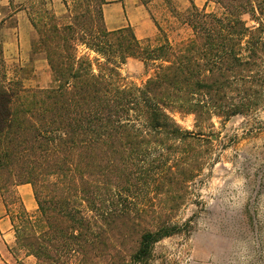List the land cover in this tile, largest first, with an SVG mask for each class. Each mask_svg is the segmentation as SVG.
I'll list each match as a JSON object with an SVG mask.
<instances>
[{"label":"trees","instance_id":"obj_1","mask_svg":"<svg viewBox=\"0 0 264 264\" xmlns=\"http://www.w3.org/2000/svg\"><path fill=\"white\" fill-rule=\"evenodd\" d=\"M213 1L221 13L186 9L191 35L174 45L162 34L155 44L138 38L129 25L108 29L105 0H62L63 16L34 10L32 51L49 66L46 88L10 77L0 43V188L32 187L35 211L21 204L11 216L27 255L46 264H151L156 242L192 227L191 218L162 212L185 199L211 159L212 117L246 116L255 134L264 127L256 115L264 0ZM128 58L149 72L143 84L121 74ZM175 112L193 114L195 130ZM146 201L156 215L141 218ZM127 227L136 243L121 253L115 235Z\"/></svg>","mask_w":264,"mask_h":264},{"label":"rangeland","instance_id":"obj_2","mask_svg":"<svg viewBox=\"0 0 264 264\" xmlns=\"http://www.w3.org/2000/svg\"><path fill=\"white\" fill-rule=\"evenodd\" d=\"M67 1L71 5V0ZM143 2L155 22V31L142 39L155 44V38L162 34L174 45L191 35L190 27L183 23L186 10H176L168 0ZM38 8L52 10L56 16L67 14L62 0H0V43L8 74L26 88L51 85L44 54L32 51L37 34L29 16ZM207 10L222 11L216 2ZM243 18L250 24L248 15ZM120 72L136 85L143 84L149 76L136 58H128ZM256 115L264 126V108ZM173 116L183 128L195 130L193 114L175 112ZM211 122L216 131L211 159H207L190 183L185 199L162 212L176 222L191 218L192 227L156 242L151 264H264V127L256 134L248 132L249 124L257 123L242 115L231 116L224 122L213 116ZM15 192L12 185L0 188V195L13 217L21 211ZM142 203L149 209L141 213V218L156 215L147 201ZM152 203L158 205L155 201ZM135 238L128 227L118 230L115 248L121 253L134 248ZM11 251L17 260L13 264H46L33 255L24 261L26 250L19 247L16 239Z\"/></svg>","mask_w":264,"mask_h":264},{"label":"crops","instance_id":"obj_3","mask_svg":"<svg viewBox=\"0 0 264 264\" xmlns=\"http://www.w3.org/2000/svg\"><path fill=\"white\" fill-rule=\"evenodd\" d=\"M168 1L178 11L186 10L191 4L207 10L209 5L214 3L212 0ZM102 13L108 29H116L129 25L138 38L151 36L155 31V22L150 17L143 0H105V3L102 4ZM15 191L26 211L31 212L36 208V201L29 183L16 185ZM14 243L15 234L11 222V214L6 208L4 199L0 195V264H13L17 261L11 251ZM31 257L33 256L26 255L24 261H27Z\"/></svg>","mask_w":264,"mask_h":264}]
</instances>
